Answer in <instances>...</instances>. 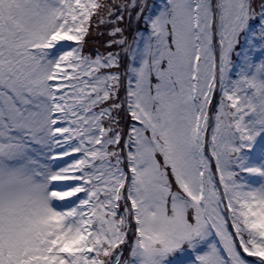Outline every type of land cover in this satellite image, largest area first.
Listing matches in <instances>:
<instances>
[{
    "label": "snow or ice",
    "instance_id": "obj_1",
    "mask_svg": "<svg viewBox=\"0 0 264 264\" xmlns=\"http://www.w3.org/2000/svg\"><path fill=\"white\" fill-rule=\"evenodd\" d=\"M0 264H264V0H0Z\"/></svg>",
    "mask_w": 264,
    "mask_h": 264
}]
</instances>
